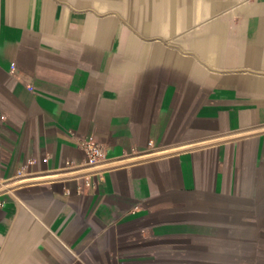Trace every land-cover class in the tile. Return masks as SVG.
Masks as SVG:
<instances>
[{
	"label": "crops",
	"instance_id": "1",
	"mask_svg": "<svg viewBox=\"0 0 264 264\" xmlns=\"http://www.w3.org/2000/svg\"><path fill=\"white\" fill-rule=\"evenodd\" d=\"M0 264H264V0H0Z\"/></svg>",
	"mask_w": 264,
	"mask_h": 264
},
{
	"label": "built area",
	"instance_id": "2",
	"mask_svg": "<svg viewBox=\"0 0 264 264\" xmlns=\"http://www.w3.org/2000/svg\"><path fill=\"white\" fill-rule=\"evenodd\" d=\"M79 147L84 152L85 165L94 166L106 159V152L103 145L93 139H81L79 141ZM43 162L47 163L48 157H45ZM18 175H22V170L18 171Z\"/></svg>",
	"mask_w": 264,
	"mask_h": 264
}]
</instances>
